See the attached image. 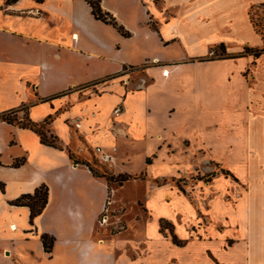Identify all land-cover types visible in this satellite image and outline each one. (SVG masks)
Instances as JSON below:
<instances>
[{
  "label": "crops",
  "instance_id": "crops-1",
  "mask_svg": "<svg viewBox=\"0 0 264 264\" xmlns=\"http://www.w3.org/2000/svg\"><path fill=\"white\" fill-rule=\"evenodd\" d=\"M257 4L264 0H100L130 32L123 36L95 18L86 0H0V113L15 110L18 120L26 113L35 122L51 115L46 130L62 148L0 120V264H145L142 251L158 264L157 241L181 248L197 239L179 231H187L188 213L173 188L148 181L184 160V141L229 171L217 174V237L235 253L231 264H264V108L253 114L264 94V52L235 54L220 34L256 32L249 8ZM260 36L246 46L259 48L264 29ZM117 104L122 112L113 116ZM96 146H115L117 160L120 148L129 160L140 147L143 178L109 185L66 153L91 162ZM112 172L130 174L118 164ZM137 179L147 183L144 195L128 197V182ZM41 184L47 202L31 225L28 206L10 201ZM236 185L233 203L221 199ZM156 203L173 204L176 216L156 213L150 228ZM104 207L121 230L98 224ZM41 233L54 237L50 252Z\"/></svg>",
  "mask_w": 264,
  "mask_h": 264
},
{
  "label": "rangeland",
  "instance_id": "rangeland-1",
  "mask_svg": "<svg viewBox=\"0 0 264 264\" xmlns=\"http://www.w3.org/2000/svg\"><path fill=\"white\" fill-rule=\"evenodd\" d=\"M249 18L254 29L264 27V6L262 4H257L249 8ZM220 34L222 36H227L226 39L228 40L229 45H231V50L235 51V54L244 52V46H246L248 41L252 44L262 41L260 33L245 30L243 28L237 32L221 31ZM262 47H264V43L259 46V48ZM215 50V55H217V57L222 55L221 47H219V45L216 46ZM132 72L133 70L128 71L127 73L131 74ZM257 104L258 105L255 107L253 114L255 117H260L264 114L261 112L264 108V94L258 97ZM20 120H23V116H21ZM184 143L185 144L178 149V153L184 158V160H176L177 163L170 164L167 173H154L153 177H150L148 181L149 183L158 185L169 184L173 188L174 199L178 201L179 208L187 210L188 214L185 220V228L187 231H184V226L179 225L180 233L183 236L187 233V235H191L197 239L206 240L190 238L186 246L181 248L174 245L172 246L169 242L157 241L155 248L159 260L158 264H215L217 261L220 263L231 264V260H236L235 253L231 251L230 248H223V240L220 237H217V232L223 230V226L219 227L217 225V174L221 173L220 168H222V164L217 161V158L212 157L209 152L187 148L188 142L184 141ZM72 144L75 145L76 140H73ZM139 148L140 147L136 148L137 150L132 152V154L130 153L131 157L129 160L120 158L123 156V153H121L122 149L120 148L118 154L119 159L117 160L114 157L111 165L100 162L94 148L91 149L92 157L91 162L89 163L99 174L106 172L107 174H113L115 176L116 174L112 172V169L118 164V166L123 167L132 174L130 179L143 178L144 171L142 170L140 172L143 160ZM138 172L140 173L136 174ZM161 172L163 173L164 171ZM211 172H214L215 174L211 176ZM108 183L109 185H118L111 180ZM146 184L147 183L144 180H130L125 193L128 197L135 193L144 195ZM240 194L241 187L236 185L232 192L225 191L223 195H221V199L233 203ZM136 210L137 207H132L130 213L132 214ZM174 211V205L171 203H156L153 214L148 217V226L150 228L153 227L154 215L156 213L162 212L168 216L170 215L174 217L176 216ZM116 212L117 211H113V213ZM237 215L242 216V209L237 211ZM226 216H233V214L227 213ZM114 219L115 218H110L108 223L104 225L113 233L121 230L123 224L119 220L113 221ZM224 223L227 224L226 222ZM229 232V230H226L225 234L228 235ZM226 238H228V236ZM142 247L143 246H141V248ZM206 249H210L212 253H208V251L206 252ZM131 251H134V249ZM131 255L132 252L130 253V257ZM138 259H140V263L148 264L146 262L147 256L143 251Z\"/></svg>",
  "mask_w": 264,
  "mask_h": 264
},
{
  "label": "trees",
  "instance_id": "trees-1",
  "mask_svg": "<svg viewBox=\"0 0 264 264\" xmlns=\"http://www.w3.org/2000/svg\"><path fill=\"white\" fill-rule=\"evenodd\" d=\"M7 1H16V0H7ZM87 3L91 6V10L95 18L102 20L103 22L107 24H111L121 35L123 36H129L130 32L125 29L121 24H118L115 18L108 12L102 11L100 7V0H86ZM264 27H261L260 29H255L256 32L262 34ZM219 47H221V52H224V45L223 43L219 44ZM244 51L253 54L254 56H258L262 52H264V47L262 48H253L249 46L244 47ZM15 110H9L4 111L0 113V120L6 121L11 124L18 125L19 127L28 128L32 131H34L38 137L41 143L47 144L50 146L58 147L60 149L61 146L57 143V137L53 134H49L46 130V125L51 120V115H48L42 122H35L28 118L27 114L25 113V116L23 120H18L16 114L14 113ZM66 153L68 157L73 160V162L76 163H82L88 166L89 170L94 176L103 177L106 179L107 182L114 181L118 185H121L124 181H127L131 178L130 174L127 173H121L117 175L113 174H107L105 173H98L93 169V167L90 165L87 161H80L75 158L74 154L67 149ZM148 161V160H147ZM24 162V158L16 159L15 162H13V166H19ZM220 172L224 174H228L229 171L225 170L223 168H220ZM215 173L211 172L210 175L213 176ZM48 197V188L45 184H41L38 187L35 188V190L32 193H23L20 196H18L16 199L10 201V204L14 205H25L29 208V222L31 225L34 223V218L37 216L41 211L43 210ZM161 228H168L169 232L171 233L172 240L175 244L181 245L182 241L178 240L175 235L172 234L171 227L169 224L164 223L161 224ZM40 239L43 245V248L46 252H50L54 237L47 234V233H41Z\"/></svg>",
  "mask_w": 264,
  "mask_h": 264
},
{
  "label": "built area",
  "instance_id": "built-area-1",
  "mask_svg": "<svg viewBox=\"0 0 264 264\" xmlns=\"http://www.w3.org/2000/svg\"><path fill=\"white\" fill-rule=\"evenodd\" d=\"M133 70L132 68H129L126 70V74L128 71ZM164 73H166V70H164ZM122 112V106L120 104H117L112 111L113 116H118ZM116 151L115 146H111L109 150L101 147V146H96L95 147V152L99 158V161L104 163V164H109L111 165L112 161L114 160V152ZM97 222L99 225H105L108 223V215H107V208L104 207L97 219Z\"/></svg>",
  "mask_w": 264,
  "mask_h": 264
},
{
  "label": "bare ground",
  "instance_id": "bare-ground-1",
  "mask_svg": "<svg viewBox=\"0 0 264 264\" xmlns=\"http://www.w3.org/2000/svg\"><path fill=\"white\" fill-rule=\"evenodd\" d=\"M164 74H167V71H166V73H164Z\"/></svg>",
  "mask_w": 264,
  "mask_h": 264
}]
</instances>
